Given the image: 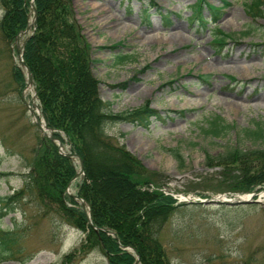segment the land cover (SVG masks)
I'll use <instances>...</instances> for the list:
<instances>
[{"label": "rangeland", "instance_id": "obj_1", "mask_svg": "<svg viewBox=\"0 0 264 264\" xmlns=\"http://www.w3.org/2000/svg\"><path fill=\"white\" fill-rule=\"evenodd\" d=\"M207 1L230 3L218 24L233 37L221 51L211 42V31L189 18L196 0H73V6L92 46L100 94L111 110L123 113L148 103L163 117L148 128L116 122L106 131L159 173L154 179L182 203L160 234L171 263L264 264V198L262 203L202 202L240 194L225 191L223 169L208 166L206 153L218 155L231 146L264 148V137L247 134L256 122L264 132V16L253 19L246 13L244 2L250 0ZM160 12L169 14L171 24ZM3 14L0 5V20ZM204 15L209 16L205 8ZM25 38L8 43L0 30V195L24 187L43 135L23 100L24 94L32 103L34 91H21L14 80L13 65ZM202 74L211 77L203 81ZM216 115L231 126L219 137L202 129ZM171 148L183 154L184 165ZM69 190L75 192V182ZM32 200L25 191L16 211L1 220L3 228L16 220L27 228L20 255L26 259L0 264H63L85 239L60 216H42ZM75 264L109 261L95 249Z\"/></svg>", "mask_w": 264, "mask_h": 264}, {"label": "trees", "instance_id": "obj_2", "mask_svg": "<svg viewBox=\"0 0 264 264\" xmlns=\"http://www.w3.org/2000/svg\"><path fill=\"white\" fill-rule=\"evenodd\" d=\"M33 1L36 28L26 41L24 61L32 70L42 113L53 136L84 161L85 173L76 180L75 193L86 201L88 210L67 193L79 164L61 154L57 142L41 137L24 187L0 195V262L26 259L20 255L27 228L17 220L12 227L1 226L3 217L16 211L26 191L42 216H60L85 233L81 245L65 255L63 264H75L95 249L107 256L109 264H135L137 255L140 264H172L160 234L182 203L162 190L166 184L154 179L159 173L148 170L135 153L106 131L107 125L116 122L148 128L153 119L163 117L148 103L132 111L113 112L111 103L100 94V80L92 69V46L75 17L73 0ZM0 5L4 9L0 30L8 43H14L35 17L31 0H0ZM225 5L196 0L189 17L211 31V42L218 51L233 37L218 25ZM244 6L253 19L264 16V0L245 1ZM160 13L166 25L171 24L169 14ZM13 72L19 89H24L23 69L15 64ZM199 77L208 81L211 75ZM261 124L256 122L247 134L264 137ZM230 127L216 115L202 129L207 135L219 137ZM170 151L184 165L178 148ZM205 162L210 167H222L225 191L258 192L264 188V148L231 146L218 155L206 153Z\"/></svg>", "mask_w": 264, "mask_h": 264}, {"label": "water", "instance_id": "obj_3", "mask_svg": "<svg viewBox=\"0 0 264 264\" xmlns=\"http://www.w3.org/2000/svg\"><path fill=\"white\" fill-rule=\"evenodd\" d=\"M35 24H36V21L34 20V22L32 24L28 25V27L22 32V34H27L28 32H30V30L32 29V27L35 28ZM25 45H26V41L23 43V46H25ZM18 51H20V48H18ZM19 61H20V64L23 67H25V69H26V73H27V86H33V88H35V81H34L33 73L31 71V69L24 62L23 53L20 54ZM35 97H37V94H35ZM33 103H34L35 106H37V103L35 101ZM38 109L41 111L40 108H38ZM30 110L32 112H35V109L32 106H30ZM44 122H45V128L43 127L42 122L41 121H38V125L40 126V129L42 130L44 136H48L51 139L56 140L58 142V145H59V148H60V152L62 154L66 155L68 157H74V158L77 157L79 159V162H80V170H79L78 174L76 175V177H78L81 174H84V161H83V159L80 156L76 155V154H73L71 152L66 151L64 149V146H63L62 141H60L59 139H57L55 137H52V135L50 133V132H52V130L47 126L45 119H44ZM70 194H72V193H70ZM74 196L77 199H80L83 207L86 209V202H85V200L82 199V198H80L77 195H74ZM204 202H207V203H209V202H232V203L236 202V203H241V202H261V200L260 199L255 200V199H250V198L249 199H241V198H238V199H234V200H225V199H220V197H217V198H214V199L206 200ZM138 263H139V258H138V261L136 262V264H138Z\"/></svg>", "mask_w": 264, "mask_h": 264}, {"label": "bare ground", "instance_id": "obj_4", "mask_svg": "<svg viewBox=\"0 0 264 264\" xmlns=\"http://www.w3.org/2000/svg\"><path fill=\"white\" fill-rule=\"evenodd\" d=\"M40 113V112H39ZM42 125H43V127H45L44 126V123H42ZM251 195L250 194H242L240 197L241 198H248V197H250Z\"/></svg>", "mask_w": 264, "mask_h": 264}]
</instances>
